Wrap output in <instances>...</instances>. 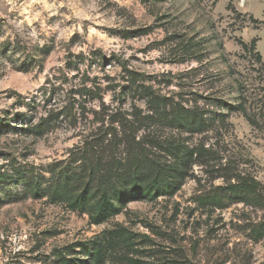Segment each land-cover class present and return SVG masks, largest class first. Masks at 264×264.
<instances>
[{
    "label": "rangeland",
    "instance_id": "rangeland-1",
    "mask_svg": "<svg viewBox=\"0 0 264 264\" xmlns=\"http://www.w3.org/2000/svg\"><path fill=\"white\" fill-rule=\"evenodd\" d=\"M107 127H132L179 188L96 225L44 190ZM0 173V264L87 259L117 225L145 264H264L259 213L197 200L234 174L264 186V0H0Z\"/></svg>",
    "mask_w": 264,
    "mask_h": 264
},
{
    "label": "trees",
    "instance_id": "trees-1",
    "mask_svg": "<svg viewBox=\"0 0 264 264\" xmlns=\"http://www.w3.org/2000/svg\"><path fill=\"white\" fill-rule=\"evenodd\" d=\"M242 46L250 50L254 42ZM256 59L261 60L258 52ZM240 110L248 116L244 109ZM131 128L119 133L116 127H107L99 133L97 145L71 151L67 162L49 164V184L44 190L47 197L52 202L64 203L71 211L86 214L90 224L98 225L121 213L130 200H153L175 193L179 188L178 180L172 178L170 169L147 150L142 139H136ZM121 138L130 144L123 156L113 151L116 140ZM4 177L0 173V179ZM27 182L33 192L40 188L38 181L30 179ZM197 200L216 207L242 203L251 208L259 216L249 224L248 236L254 242L264 239V186L254 178L234 174L226 178L224 185L202 191ZM88 242L79 244L80 255L87 259L70 257L72 246L59 249L55 256L60 258V264H104L109 258L127 264H145L129 256L137 252L135 234L122 225L104 230Z\"/></svg>",
    "mask_w": 264,
    "mask_h": 264
}]
</instances>
